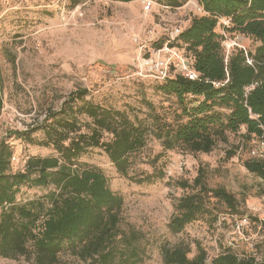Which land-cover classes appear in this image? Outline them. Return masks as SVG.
<instances>
[{"label":"trees","instance_id":"trees-1","mask_svg":"<svg viewBox=\"0 0 264 264\" xmlns=\"http://www.w3.org/2000/svg\"><path fill=\"white\" fill-rule=\"evenodd\" d=\"M157 2L175 10L185 6L187 0ZM197 2L205 15L195 17L173 45L193 59L199 78H137L157 86L163 95L176 98L173 111L174 106L166 109L147 100L146 112L133 107H105L88 99L87 89H78L59 109H50L28 130L10 133L30 146L51 149L54 155L32 156L24 171L14 172L13 150L5 140L0 143L1 258L25 259L29 264H68L61 260L65 253L78 260L77 264L142 263L139 234L121 229L123 196L110 188L103 171L81 162V158L101 150L119 175L138 185H152L165 178L163 171L131 176L137 158L152 139L165 151L197 155L212 153L219 142H227L229 133H237L242 127H246V138L251 143L264 137V0ZM222 19L229 23L230 28L225 29L228 32L261 43L255 53L234 49L226 54L225 36L217 32ZM165 42H157L153 48L160 49ZM3 107L0 69V114ZM159 160L160 156L155 162ZM245 167L264 180V160L250 159ZM205 178L201 171L193 184L175 182V186L190 193L176 205L177 213L169 224L173 235L182 234L202 216L213 214L219 205L225 209L222 213L245 215L234 194L209 187ZM24 188L51 190L21 203L18 197ZM160 249L164 264H207V253L200 246L193 259L189 245L164 244ZM212 264L258 263L256 257L239 258L227 251Z\"/></svg>","mask_w":264,"mask_h":264},{"label":"rangeland","instance_id":"rangeland-1","mask_svg":"<svg viewBox=\"0 0 264 264\" xmlns=\"http://www.w3.org/2000/svg\"><path fill=\"white\" fill-rule=\"evenodd\" d=\"M144 1L0 0L4 99L0 143L5 140L13 150L14 172L24 171L30 157L51 156L54 152L30 146L10 133L28 130L43 120L50 109H59L78 89H87L88 99L115 109L133 107L146 112L144 100L166 109L174 106L172 111L176 108V98L163 95L149 82L139 81L134 66L149 49H154L155 43L166 40L177 28H188L195 17L205 13L197 0H187L185 6L175 10L154 0L150 11L145 10ZM226 28H230L229 23L222 19L217 32L225 36L223 46L227 55L234 49L255 53L261 45ZM142 46L148 49L143 52ZM246 133V127H242L237 133H229L227 142H219L212 153L197 155L165 151L152 139L131 172L135 177L163 171L165 178L152 185H138L119 175L101 150L81 158V162L103 171L110 188L123 196L121 229L139 234L143 253V262L139 264H164L160 249L164 244L189 245L192 259L200 246L207 253V264L227 251L239 258L256 257L258 264H264V180L245 167L255 147ZM158 156L160 160L155 162ZM201 171L209 187L234 194L245 215L222 213L225 209L219 205L213 214L202 216L182 234L173 235L169 224L177 213L176 205L190 193L175 186V182L193 184ZM50 190L24 188L18 201L25 203ZM61 260L79 263L65 253ZM0 264L29 263L25 259L0 257Z\"/></svg>","mask_w":264,"mask_h":264},{"label":"built area","instance_id":"built-area-1","mask_svg":"<svg viewBox=\"0 0 264 264\" xmlns=\"http://www.w3.org/2000/svg\"><path fill=\"white\" fill-rule=\"evenodd\" d=\"M144 3L146 11L152 10L154 2L145 0ZM182 32V28H177L173 35L166 39L162 48L149 49V53L141 57L134 66L135 76L166 81L168 78L180 75L191 81L197 80L199 75L194 68L193 59L187 56L182 49L173 45ZM136 41L138 42L139 39ZM145 49L148 47L142 46L143 52ZM248 63L252 65L253 61L249 59ZM254 145L251 153L252 159L264 160V137L255 140Z\"/></svg>","mask_w":264,"mask_h":264}]
</instances>
